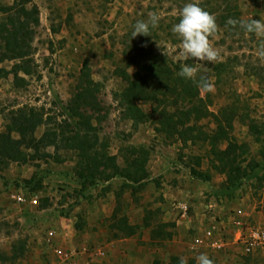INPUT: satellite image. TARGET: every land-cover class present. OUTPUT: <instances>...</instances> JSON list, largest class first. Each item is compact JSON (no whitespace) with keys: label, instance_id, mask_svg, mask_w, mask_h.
I'll use <instances>...</instances> for the list:
<instances>
[{"label":"rangeland","instance_id":"1","mask_svg":"<svg viewBox=\"0 0 264 264\" xmlns=\"http://www.w3.org/2000/svg\"><path fill=\"white\" fill-rule=\"evenodd\" d=\"M13 1L0 0V5ZM190 2L215 17L226 11L235 20L264 19V0L28 3L37 6L39 17L24 59L29 72L18 71L16 81L11 67L18 61L0 63L10 71L0 77V130L9 110L32 106L48 126L81 140L77 118L68 112L76 107L74 95L87 87L80 81L86 63L96 87L89 103L78 108L95 126L94 149L115 155L125 171L109 176L107 169L91 177L81 167V151L65 140L58 148L28 149L25 162L0 160V255L24 248L0 264H180L182 257L196 264L201 253L214 264H264V245L247 250L236 240L240 229L264 231V83L253 72L264 69L257 55L260 41L216 19L218 31L209 39L227 64L220 79L214 75L216 63L181 59V40L171 29ZM150 12L160 15L158 27L150 29L151 36L132 38L135 22L147 20ZM151 52L197 67V79H210L214 91L196 86L192 99L178 97L180 91L170 89L179 72L172 65L169 87L157 77L143 78V92L133 100L142 116L127 118L120 94L129 85L127 77L144 75L139 61L148 63ZM45 129L39 125L36 138ZM221 150H226L224 161L235 158L245 171L233 198L220 193L226 183ZM19 192L37 203L17 204L12 196ZM176 201L187 206L186 217L171 209ZM49 229L56 235L47 241ZM208 229L211 235L205 234Z\"/></svg>","mask_w":264,"mask_h":264},{"label":"trees","instance_id":"2","mask_svg":"<svg viewBox=\"0 0 264 264\" xmlns=\"http://www.w3.org/2000/svg\"><path fill=\"white\" fill-rule=\"evenodd\" d=\"M31 0H14L10 5H0V12L2 16L0 18V63L4 60L15 59L16 62L11 67V72L15 74L16 81L20 80L17 76V72L22 70L23 72H29V66L25 64V57L29 53V43L34 35V26L38 24V9L35 4L28 6ZM229 12H223L216 16V19L221 25L227 29L233 28L228 25L227 21L231 18ZM236 19V17H235ZM148 63H141L139 61L140 69L144 71V75L136 77L135 79L128 78L129 85L120 94V102L124 107L125 116L132 117L135 121L140 120L142 116L140 109L134 104V98L139 97L142 94L143 89L141 81L143 78H159L162 82L166 83V86L170 85V75L173 72L171 66L174 65L177 70L180 71L181 66L169 62L166 56L160 54H153L152 52L147 55ZM141 63V64H140ZM225 62H218L214 65V75L217 79H220L222 70L226 67ZM254 74L258 77L261 83H264V69L261 66L253 68ZM10 71L4 67H0V77L6 75ZM138 76V75H136ZM169 76V77H168ZM171 90L178 89L180 94L178 97L183 99H192L196 96V84L191 80H186L180 77L178 74L175 78L172 77ZM81 84L87 83V87L79 90L72 101L76 104L75 108L70 109L68 115L72 119H76V134H81V140H78L75 136L66 138L64 133H59L55 129L48 126L49 121L44 119V114L37 111L34 107H22L9 110L5 114L4 129L0 130V160L13 159L16 161L25 162L27 160L28 149H33L35 152H39L40 148H47L53 146L55 148L60 147L59 141H67V145L70 148H76L81 151V157L84 158V162L80 163L82 168H86L90 172V176L93 177L94 173L106 172L109 169L107 175L121 174L124 169H121L116 164L115 155H101L94 149L97 145L99 138L98 134L93 131L95 126L92 125L90 118L84 114L82 110L78 108L79 105H86L90 97L92 90L96 87L93 80L90 78L89 69L86 63L83 64L80 74ZM46 125V129L43 134L36 138L35 131L39 125ZM221 128V126H219ZM252 127V126H251ZM251 128V133L260 140V136L257 135V130ZM16 134V136H13ZM61 135V136H60ZM228 147H231L230 144ZM232 151V149L230 150ZM226 150L219 151L221 155L220 161L223 165V170L226 172V183L222 187L220 193L227 197L233 198L236 189L240 185V179L244 176L245 171L235 164V158H226L224 161V154ZM46 154L43 152L44 155ZM103 167L101 170L100 168ZM227 167V169H226ZM124 170V171H123ZM107 173V172H106ZM127 174H130V170H126ZM203 176L202 174H199ZM208 180V176L204 178ZM10 256L6 254L0 255V261H4L11 257L17 258L23 253V247L17 250L12 248ZM22 252V253H21Z\"/></svg>","mask_w":264,"mask_h":264},{"label":"clouds","instance_id":"3","mask_svg":"<svg viewBox=\"0 0 264 264\" xmlns=\"http://www.w3.org/2000/svg\"><path fill=\"white\" fill-rule=\"evenodd\" d=\"M179 22L174 24L171 31L180 40L178 49L179 57L185 61L189 59L206 62H220L219 52L213 48L209 37L214 36L218 31L216 17L204 10L196 2L186 3L180 11ZM161 17L156 12L148 13L147 20H137L133 25L132 38L139 35L151 36L150 29L159 25ZM228 25L239 27L246 33H252L259 39L257 55L264 60V19L235 20L229 18ZM146 46V45H145ZM158 47L159 44H157ZM198 68L188 64H182L178 75L186 80H191L198 88L205 91H214V85L207 77L200 75L197 79ZM180 264H186L182 257ZM196 264H214L207 254L201 253L196 257Z\"/></svg>","mask_w":264,"mask_h":264},{"label":"built area","instance_id":"4","mask_svg":"<svg viewBox=\"0 0 264 264\" xmlns=\"http://www.w3.org/2000/svg\"><path fill=\"white\" fill-rule=\"evenodd\" d=\"M12 197H13L14 201L19 205H22L26 202L28 204H31V205H35L37 203V198H35V197L27 198L23 193H20V192L14 193ZM171 209L173 211H176L177 215H179L181 218L187 216V210H188L187 206L182 204L179 201L173 202L171 205ZM233 219H234L237 227H242V221L241 220L235 219V218H233ZM205 234L211 235L212 231L210 229H208L205 232ZM47 235H48L47 241L53 240L55 238L56 231L54 229H49L47 232ZM236 240L237 241L242 240L243 243H245L247 245L246 249L251 250V248L264 245V231L261 229H258V228H250L249 231L247 232V234H244L243 230L240 229V231L236 235ZM212 245L216 246L217 244L215 245V243H213ZM217 246H219V245H217ZM56 250L58 251L59 254L63 255V257L64 256L66 257L68 255L67 252L62 254L63 252L61 249L57 248Z\"/></svg>","mask_w":264,"mask_h":264},{"label":"crops","instance_id":"5","mask_svg":"<svg viewBox=\"0 0 264 264\" xmlns=\"http://www.w3.org/2000/svg\"><path fill=\"white\" fill-rule=\"evenodd\" d=\"M181 218V217H180Z\"/></svg>","mask_w":264,"mask_h":264}]
</instances>
